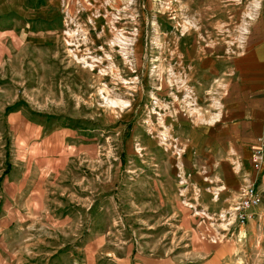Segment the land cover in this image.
<instances>
[{
  "label": "rangeland",
  "instance_id": "rangeland-1",
  "mask_svg": "<svg viewBox=\"0 0 264 264\" xmlns=\"http://www.w3.org/2000/svg\"><path fill=\"white\" fill-rule=\"evenodd\" d=\"M55 1L57 16L50 0L0 15V264H49L55 249L61 264L168 254L210 264L211 242L222 240L259 264L258 238L251 246L212 210L217 168L241 157L212 154L211 144L226 146L220 137L242 115L227 107L224 76H194L203 52L239 49L259 0ZM59 130L60 144L50 136ZM30 164L67 169L45 175L40 210L24 220L3 186Z\"/></svg>",
  "mask_w": 264,
  "mask_h": 264
},
{
  "label": "crops",
  "instance_id": "crops-1",
  "mask_svg": "<svg viewBox=\"0 0 264 264\" xmlns=\"http://www.w3.org/2000/svg\"><path fill=\"white\" fill-rule=\"evenodd\" d=\"M49 3L46 5L55 7L54 12L55 16H57V12L60 10L57 9V2L50 0ZM39 5L42 6L43 3ZM256 7L257 16H252L253 18L248 21L249 24L245 26V33L239 49L234 51L233 55L227 53L216 57L213 55L209 56L206 52H203L200 57L196 58L197 64L199 62L198 58L200 59V66H196L194 76L196 79L199 76L205 78L224 76L226 78L224 86L226 92H228L225 98L227 107L237 109L242 115L241 124L236 126L234 132L231 131L230 134H223L220 137L223 141H229L228 139H230L228 144H231V146L227 143L225 146L224 143L219 149L217 143L214 145L212 142L211 144L213 148L212 154L222 153L227 155V157H241L240 161H238L239 165L236 167L228 160H222V163L217 168V174H222L223 172L225 174L222 184L219 183L217 185L221 194H216V202L212 205V210L216 215L221 216V220L224 222L223 225L226 226L229 232V227L235 222V207L239 202L243 189L246 187V185L242 184L246 182L249 185L251 183L256 185L262 194V202L259 206L251 208L252 218L244 226L237 225L239 227L237 229H240L241 234L246 237V241L251 246L255 244V240L258 238V262L259 264H264V163L262 169L257 170L250 154L251 144L259 148L261 141H264V0L257 1ZM20 10L32 11L33 8H29L25 4V0H22L20 7L8 6L0 9V15L14 11L19 12ZM230 42H228V45ZM67 134V132L59 130L51 133L50 136L60 144L64 142ZM200 151H202V148ZM52 154H56L57 160L60 161L65 157V150L61 149L57 153L52 151ZM46 160H51V158ZM48 167L44 165L34 166L32 164L23 168L19 166L18 172H22V176L16 178L10 176L12 180H9L8 177V180L5 181L3 192L7 196L13 197V199L16 198L19 204L23 203L27 210L22 213L24 220L36 217L37 212L40 210L45 190L43 183L47 179L45 175L55 172V178H57L60 172L67 169L63 164H55L52 168ZM239 168L246 172V177L242 178L241 181L237 175ZM45 169H48L49 172H46ZM241 186L244 187L240 188ZM12 190L13 193L9 195L8 192ZM225 198L227 199L225 200ZM220 199L222 202L218 204L217 202ZM221 203L222 205H220ZM218 224L220 223L218 222ZM235 247L236 243L230 241L226 243L223 240L222 242H211L210 264H234V260L238 258H240L238 259L240 260L239 264H252V262H255V259L251 257V253L250 256L243 255V258H241L240 254L235 255ZM237 247L239 248V246ZM56 253L57 249L50 251L49 260L46 262L49 264H61L57 260ZM225 255L227 257L226 260H224ZM147 261H149L147 264L176 263L169 254L159 258L147 259Z\"/></svg>",
  "mask_w": 264,
  "mask_h": 264
},
{
  "label": "built area",
  "instance_id": "built-area-1",
  "mask_svg": "<svg viewBox=\"0 0 264 264\" xmlns=\"http://www.w3.org/2000/svg\"><path fill=\"white\" fill-rule=\"evenodd\" d=\"M252 161L257 170H261L264 163V141L253 154ZM262 202V194L255 184L247 185L239 198V202L235 207V222L239 226H244L249 219L252 218L251 208L259 206Z\"/></svg>",
  "mask_w": 264,
  "mask_h": 264
}]
</instances>
